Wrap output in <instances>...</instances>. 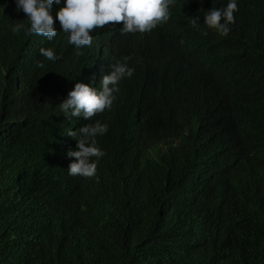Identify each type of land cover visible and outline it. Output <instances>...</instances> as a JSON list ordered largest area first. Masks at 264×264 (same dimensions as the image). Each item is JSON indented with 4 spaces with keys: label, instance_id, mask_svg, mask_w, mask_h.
<instances>
[{
    "label": "trees",
    "instance_id": "16d2710c",
    "mask_svg": "<svg viewBox=\"0 0 264 264\" xmlns=\"http://www.w3.org/2000/svg\"><path fill=\"white\" fill-rule=\"evenodd\" d=\"M208 6L174 0L169 19L130 45L126 62L135 73L105 116L106 154L96 178L88 181L102 206L88 225L78 224L61 202L47 204L57 194L40 172L54 167L53 153L67 125L58 104L84 79L88 63L63 42L26 35L28 19L16 20L0 6V264H264V156L241 163L233 183L217 194L243 220L259 218L242 225L260 237V246L248 259L233 262L232 250L222 252L221 260L212 244L206 246L210 207L232 146L226 124H209L198 111L201 126L192 144L171 147L160 160L148 151L147 140L168 131L179 110L201 107L211 93L197 80L177 83L166 76L158 67L160 54L153 52L164 42L180 47L175 40L182 41L183 49L167 59L175 61L181 53L190 64L221 45L234 46L255 81L245 100L227 99L228 110L244 131L264 113V0H238L227 36L204 24ZM194 17L198 28L190 23ZM16 24L24 25L19 33L12 31ZM48 46L57 60L41 55ZM239 226H230V234Z\"/></svg>",
    "mask_w": 264,
    "mask_h": 264
},
{
    "label": "clouds",
    "instance_id": "9594fccd",
    "mask_svg": "<svg viewBox=\"0 0 264 264\" xmlns=\"http://www.w3.org/2000/svg\"><path fill=\"white\" fill-rule=\"evenodd\" d=\"M202 1L209 5L202 13L204 24L227 36L229 24L235 22L238 0ZM173 3L174 0H0V6L7 7L13 18L28 19L30 27L25 29L26 35L37 34L63 42L71 53L82 56L88 63L84 79L78 80L68 97L58 104L67 125L53 153L54 167L40 170L43 182L57 194L47 204L61 202L80 225L92 223L102 206V199L90 189L88 181L96 178L106 154L103 138L110 119L105 116L119 103L125 81L135 73V68L126 62L132 54L130 45L145 39L158 24L166 22L169 5ZM198 20L199 17H194L190 21L194 28L199 27ZM23 28V24H16L12 31L19 33ZM175 41L180 47L173 45L172 40L153 51L161 56L158 67L177 83L197 80L198 85L208 87L211 93L201 107L187 105L179 110L168 131L147 140L148 151L160 160L171 147L184 146L186 141L192 144L201 126L198 111L209 124H226L232 146L210 207V241L206 246L212 244L213 254L219 258L222 252L232 250L233 262L243 261L261 244L260 237L245 223L259 218L243 220L240 210L218 200L217 194L233 183L234 169L241 167V163H257L264 156L261 153L264 113L255 116L252 128L244 131L227 107V99L236 103L249 97L255 78L242 65L240 56L235 55L234 46L230 49L221 45L212 55L190 64L181 53L175 61L167 59L185 46L182 41ZM40 53L49 61L58 59L50 46L41 48ZM118 57L125 62L117 60ZM154 60L151 55L147 63L151 65ZM38 67L43 68V63L38 62ZM89 120L93 123H88ZM149 126L148 121L145 133ZM242 221L246 222L242 225ZM239 222L238 232L230 234V226Z\"/></svg>",
    "mask_w": 264,
    "mask_h": 264
}]
</instances>
